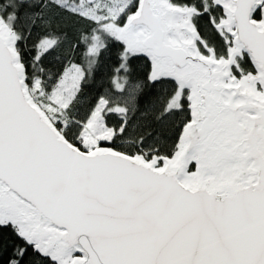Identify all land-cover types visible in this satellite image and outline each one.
Returning a JSON list of instances; mask_svg holds the SVG:
<instances>
[{"label": "snow or ice", "instance_id": "obj_1", "mask_svg": "<svg viewBox=\"0 0 264 264\" xmlns=\"http://www.w3.org/2000/svg\"><path fill=\"white\" fill-rule=\"evenodd\" d=\"M0 264H264V0H0Z\"/></svg>", "mask_w": 264, "mask_h": 264}, {"label": "trees", "instance_id": "obj_2", "mask_svg": "<svg viewBox=\"0 0 264 264\" xmlns=\"http://www.w3.org/2000/svg\"><path fill=\"white\" fill-rule=\"evenodd\" d=\"M145 61L144 60H141L139 63L143 64ZM116 65V60L115 58L107 61V66H106V69H105V73H106V77L107 76H110L112 73H111V70L112 68Z\"/></svg>", "mask_w": 264, "mask_h": 264}]
</instances>
